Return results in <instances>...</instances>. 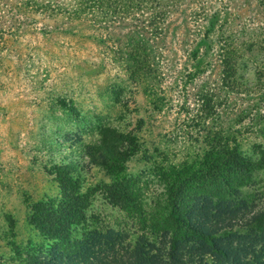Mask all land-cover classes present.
<instances>
[{"label":"trees","instance_id":"16d2710c","mask_svg":"<svg viewBox=\"0 0 264 264\" xmlns=\"http://www.w3.org/2000/svg\"><path fill=\"white\" fill-rule=\"evenodd\" d=\"M210 2L0 0V23L41 22L42 34L107 44L116 68L155 95L165 79L168 18L185 9L199 20L212 11L211 17H219V4ZM220 40L213 53L204 35L188 55L193 60V71L186 75L191 84L196 76L210 75L195 92L193 108L180 109L198 128L201 159L156 166L151 176H122L137 152V139L131 131L100 128L98 138L83 145V160L114 180L83 191L73 177L78 162L52 165L48 173L59 195L37 201L29 211V223L48 245L31 252L10 242L8 251L1 250L0 264H264V194L241 195L253 172L264 169V105L252 97L264 88L250 85L241 74L249 64L256 69L264 64V42L242 45L233 34ZM66 107L71 109V100ZM245 132L259 142L246 151L239 141ZM97 194L117 209L118 223L96 213L87 217Z\"/></svg>","mask_w":264,"mask_h":264},{"label":"rangeland","instance_id":"374dc122","mask_svg":"<svg viewBox=\"0 0 264 264\" xmlns=\"http://www.w3.org/2000/svg\"><path fill=\"white\" fill-rule=\"evenodd\" d=\"M210 4H219L223 11L219 17H211L212 11L205 20L195 19L192 9L171 13L165 79L155 95L145 85H133L116 68L105 50L107 44L64 33L45 35L41 22L0 23L4 30L0 35V257L13 241L31 252L48 245L29 223V211L37 201L59 195V186L48 173L52 165L78 162L73 177L83 191L114 180L101 167L83 160V145L94 142L102 127L131 131L137 139V152L126 162L122 176H151L156 166L201 159L204 145L198 128L180 109L193 108L195 92L210 75L196 76L191 84L186 75L193 71V60L188 55L204 35L212 42L213 53L221 37L232 34L236 43L264 42V0H211ZM218 70L216 66L214 74ZM241 74L250 85L264 88V64L259 69L249 64ZM252 97L264 105V91ZM68 100L71 109L66 107ZM239 141L244 151L258 142L248 132ZM257 194H264V169L253 172L248 187L241 189L246 198ZM95 213L118 223L117 209L100 194L86 212L87 217ZM76 229L80 233L82 228ZM8 232H14V239L7 237Z\"/></svg>","mask_w":264,"mask_h":264}]
</instances>
